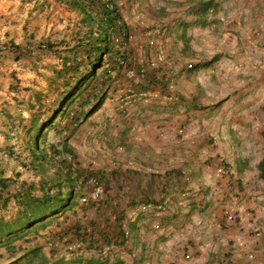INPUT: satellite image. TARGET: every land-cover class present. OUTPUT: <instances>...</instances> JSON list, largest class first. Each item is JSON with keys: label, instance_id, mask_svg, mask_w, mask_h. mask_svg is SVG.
<instances>
[{"label": "rangeland", "instance_id": "374dc122", "mask_svg": "<svg viewBox=\"0 0 264 264\" xmlns=\"http://www.w3.org/2000/svg\"><path fill=\"white\" fill-rule=\"evenodd\" d=\"M115 1L130 28L133 74L123 71L114 79L100 109L77 128L72 138L78 168L83 173L93 172L80 188L76 183L75 190L80 189L81 197L91 200L90 194L99 187L101 195L95 202L79 200L59 216L54 226L57 228L51 229L64 232L72 248L79 238L90 240L91 251L84 247L80 251L83 256L100 249L98 240L104 241L108 235L112 247L108 242L102 255L109 261L121 258L126 264H191L195 258L186 252L187 245L197 247L194 263L204 264L198 260L206 257L209 248L234 243L224 236L227 232L223 229L236 221L240 230L247 227L249 237L258 240L264 235V225L255 214L247 213L241 223L238 206L236 218L226 220L225 206L237 196L238 205L242 204L243 196L239 189L226 194L219 183L224 178L232 179V167L226 160L236 158L237 148L253 158L254 167L264 152V0H225L222 6L225 4L229 11L225 7L222 15L219 10L220 18L214 14L211 26L187 23L185 34L190 40L186 50L178 40L179 22L187 10L180 0ZM76 25L75 13L58 0H0V41H12L20 47L17 60L15 54L0 59V107L9 106L14 116L8 120L13 129L6 130L0 114V148L5 149L4 153L0 150V156L8 162L1 164L4 176L19 172V181L35 178L21 164L27 160L22 137L25 121L20 122L16 114L27 116L28 112L19 101L30 94L26 86L45 89L49 68L60 63L37 45L68 40ZM149 41L152 48H146ZM154 44L160 46L158 54ZM32 50L39 57L36 68L30 65L32 53L28 51ZM216 54L208 66L189 68ZM151 72L159 78L163 74L166 84L162 88L160 83L149 89L140 87L141 74ZM11 82H17L19 90L9 92ZM152 130L165 135L172 132L173 137L148 143L145 137ZM48 138L56 140L53 130L48 131ZM220 148L227 156L216 151ZM203 165L214 171H209V178L206 172H197ZM218 166L230 169V173L218 174ZM173 188L179 192L172 194ZM195 193L199 205L192 211L188 205ZM162 200L167 201L166 207L157 214L141 207ZM210 205L214 207L210 213L218 214L217 207L222 210V223L215 224L210 215L201 213ZM131 208L136 209L130 216ZM13 211L10 206L0 214ZM76 230L78 235L73 233ZM241 237L237 244L242 249L240 262L253 264L264 258ZM33 238L34 243L49 246L44 236ZM211 253L220 262L230 260L232 254ZM4 260L0 257V263Z\"/></svg>", "mask_w": 264, "mask_h": 264}, {"label": "trees", "instance_id": "16d2710c", "mask_svg": "<svg viewBox=\"0 0 264 264\" xmlns=\"http://www.w3.org/2000/svg\"><path fill=\"white\" fill-rule=\"evenodd\" d=\"M58 1L75 13L77 25L68 40L56 44L41 42L37 45L36 48L50 52L60 63L49 68L45 89L31 90L26 86L24 89L30 94L19 101L25 104L28 112L27 116L23 112L16 114L20 122L25 121L22 124V137L27 160L21 164L35 178L19 181V172L15 173L16 176H4L1 164L8 162L0 156V210L4 212L10 206L14 208L11 214H0V257H5L0 264H126L121 258L109 261L108 256L102 255L103 247H108V235H105L104 241L98 240L102 248L95 249L97 254L92 251L89 256H83L80 251L85 250L84 247L91 251L90 240L79 238L75 244L77 249L72 248L73 243L68 244L69 239L64 232L51 229L58 224L59 216L65 210H71L79 200L84 203L95 202L81 197L80 189L75 190V184L79 183L80 188V183L89 180L93 172L83 173L78 168V154L72 138L77 128L100 109L114 79L121 76L123 71L128 75L129 70L134 69L130 28L115 0ZM180 2L187 10L179 22L181 34L178 40L183 42V49L186 50L190 40L185 34L187 23L199 27L211 26L215 22L213 15L219 12L221 2ZM152 43L149 41L146 48H152ZM154 46L158 54L160 46ZM19 50L20 47L12 41H0V59L6 54H15L13 58L17 60ZM28 52L32 53L29 56L32 61L30 65L36 68L38 55L33 50ZM217 56L197 62L189 68L197 70L206 67ZM10 75L11 78L15 77L12 72ZM158 78L156 73H142L140 87L149 89L152 84L160 83L162 88L166 84L163 74ZM9 86V92L19 90L17 82H11ZM4 105L0 107V114L5 119L3 125L6 130L13 129L8 125V120L14 116L8 109L10 107ZM192 106L196 107L195 104ZM49 130H53L55 141L48 138ZM6 149L12 151L13 148ZM0 150L2 153L5 151L4 148ZM257 169L259 178L264 182V152ZM165 203L167 201L163 200L152 203L154 207L151 212H155L157 205L166 207ZM135 209H130V216L135 213ZM73 233L78 235L79 231ZM39 235L47 239L49 246L33 242V237Z\"/></svg>", "mask_w": 264, "mask_h": 264}, {"label": "crops", "instance_id": "0c3cea01", "mask_svg": "<svg viewBox=\"0 0 264 264\" xmlns=\"http://www.w3.org/2000/svg\"><path fill=\"white\" fill-rule=\"evenodd\" d=\"M225 0H220L221 2V6L223 4ZM225 4L221 7L220 12H223L222 15H224V11L226 9V12L229 11V8H225ZM239 7V6H238ZM241 7H243L241 5ZM225 8V9H224ZM233 8H236V5L233 6ZM231 8V9H233ZM217 17L220 18V15L217 14ZM153 133L150 132V136L151 138H149V135H147V137H145V139L149 140L148 143H150V141L152 140H157L158 138H167V141H170L173 137V133L172 132H167L166 135L165 133L161 134L159 132H155L154 130H152ZM149 138V139H148ZM236 149V148H235ZM203 150H200V153ZM216 151H218L219 154H223L224 156H227L224 152H222L221 148L217 149ZM237 155L236 158L232 157V158H228L226 161H228L231 165V170L233 171V176L232 179L231 178H224L223 180H220V187H222V191H224L226 194H232L233 192H236L237 189L240 190V193L242 194L241 196H243V201L242 204H239L240 206V213H239V221L241 223H244V219L246 218V216L248 215L247 213L250 214H255L257 216V218H261L259 219V222H261L264 225V182L258 177V169H257V165L258 162L262 156V153L260 154L259 157H257L256 159V164L255 167L253 166V161L251 159V157L244 153L242 151H240V149L237 148ZM251 151V150H250ZM196 152V151H195ZM252 152V151H251ZM233 153V152H231ZM197 154V152H196ZM215 154V153H214ZM216 159V158H215ZM217 160V159H216ZM225 161V160H224ZM204 166V165H203ZM210 167V166H209ZM208 167H203L202 169H198V173H200L201 171L203 172V174L206 172V176H211L208 175L209 171L210 172H214L211 171V169L208 171L207 169ZM214 168V167H213ZM254 169V171H253ZM253 173H254V177H253ZM209 178V177H208ZM254 178V179H253ZM214 179V178H213ZM210 182V180H208ZM231 182V183H229ZM166 185H170V184H166ZM165 188V187H164ZM172 194H176L178 191H176L174 188L171 190ZM193 189H190V194L192 193ZM231 192V193H229ZM196 200V201H195ZM199 195H197V193L194 194V198H190L189 201H191L188 205V207H192L191 210L193 211L194 208L197 207V205H199ZM194 201V202H192ZM240 202V203H241ZM209 207V206H208ZM206 207L201 213L203 215H205L206 213L208 215H210L211 219L215 222V224L220 223L221 219H224L222 217V210L220 211L218 209V207L216 208V211H219L218 214H214V213H210V210H214V207L212 205H210V207L208 208ZM218 209V210H217ZM191 211V212H192ZM216 216V218H215ZM256 219V217H255ZM236 221V220H235ZM237 222V221H236ZM236 222L231 223L227 228L223 229L225 230L227 233L224 234V236L229 237L231 241L232 239L234 240V243H229V244H219L217 245V247H215V249L209 248V252H207L206 257L203 259H199L198 261H200L204 264H246L245 262H240L241 259V248L239 246H237L238 242L240 241V235H242L241 240H246L248 242L247 245L250 246L252 251L256 252H261V254L264 257V238L263 236L261 238H259L258 240H253L249 237V231L250 229H247V227H243V229L240 230L239 225H236ZM222 223V221H221ZM239 228V229H238ZM264 231V229H263ZM217 232L214 231L213 234H216ZM212 234V235H213ZM187 238L190 239V237L187 236ZM189 239H187L186 241H188ZM225 246L223 248V246ZM187 247V251L188 254H191L192 257L191 258H195L194 260L191 261V264H195L194 262H197L196 258H198V255H195V251H196V246H192L190 247L189 245L186 246ZM234 247V248H232ZM211 251H216L219 254L222 252L224 253H229L231 252L232 254L230 255V260H228L227 258L225 259L224 262H220L219 260H214L213 259V254L211 253ZM227 256V254L225 255ZM218 257V256H215ZM222 259V258H220ZM262 259V260H261ZM257 261L252 262L253 264H264V258H261ZM245 260V259H244ZM190 262V261H189Z\"/></svg>", "mask_w": 264, "mask_h": 264}, {"label": "built area", "instance_id": "2783aa9c", "mask_svg": "<svg viewBox=\"0 0 264 264\" xmlns=\"http://www.w3.org/2000/svg\"><path fill=\"white\" fill-rule=\"evenodd\" d=\"M133 74V71L132 70H129V75H132ZM218 174L222 175L223 173H226V172H229L230 173V169L228 168H225L224 166H218L216 168ZM100 195H101V190L99 187H96L94 188V190L92 191V193L90 194V198L91 200L95 201V200H98L100 198ZM238 200H239V197L237 196V198L235 197L234 199L232 198V200L225 206L224 210H223V213H224V216L226 218V220H228L229 222L234 220L236 218V212L238 210ZM142 209H153L154 206H152V204H146V205H143L141 206ZM165 207L163 205H157L155 206V214H157L158 210L159 209H164ZM158 227V225H157ZM258 233V232H257Z\"/></svg>", "mask_w": 264, "mask_h": 264}]
</instances>
